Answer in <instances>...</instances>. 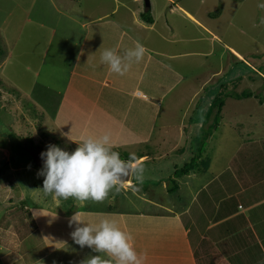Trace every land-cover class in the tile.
<instances>
[{
    "label": "rangeland",
    "instance_id": "374dc122",
    "mask_svg": "<svg viewBox=\"0 0 264 264\" xmlns=\"http://www.w3.org/2000/svg\"><path fill=\"white\" fill-rule=\"evenodd\" d=\"M149 1L160 11L157 31L167 39L157 44L165 54L162 58L180 75L178 87L164 95L157 131H163L167 125L179 124L183 135L180 139L173 138L178 127L170 126V138L162 152L171 155L165 160L158 158L163 153L161 148H155V144L128 152L136 157L148 152L159 155L153 156L156 163L143 166L142 182H137L131 175L130 181L137 185L130 190L114 188L104 201L90 200L81 205L73 198L53 200L51 195L45 196L41 190L43 177L37 175L41 168L32 163L30 156L18 153H22L25 142L30 141L40 150H46L49 145L59 146L55 142L60 138L71 146L77 145L55 131L53 126L56 109L79 50L75 43L82 38L84 23L89 22L77 10L88 9L89 12L90 7H98L97 17L107 14L108 17L99 20L106 23L112 17L114 6L127 5L135 10L139 6L134 0H0V79L8 89L0 88V166L4 162L10 164V169L0 177V264H5L2 254L6 246H15V251L21 248V254L29 262L45 255L47 259L41 264H83L91 256L90 250L84 247L74 258L71 243L55 254L46 255L47 247L55 248V244L61 242L55 236L45 245L35 236L28 242L22 239L34 226L29 223L31 209L53 207L60 213L68 209V214L101 209L111 213L116 209L154 211V207L144 205V196L167 198L162 201L167 204L169 197L162 184L157 183L166 173L182 168L191 160L190 143L187 142L208 130L211 103L224 84L238 80L236 92H251L256 96L226 101L222 122L215 134L224 142L225 154L234 151L240 137L243 143L245 140H264V104L261 105L264 103V23H261L264 10L258 8L257 0H181V4L210 31L190 22L182 13H173L174 7L162 0ZM142 5H146L145 0ZM162 135L165 134L162 132ZM176 142L179 149L187 148L182 154L173 152ZM261 145L256 150H260ZM216 149L218 142L212 140L206 150ZM105 218L110 219L104 215L102 218L91 216L84 221L99 223ZM112 221L124 229L119 220L112 218ZM130 225L131 222L126 227ZM148 229V226H142L144 231L139 230L138 223V230L131 233L137 249L140 238L136 239L134 233L144 234ZM20 240L23 244L18 246ZM151 253L149 248V258L153 256Z\"/></svg>",
    "mask_w": 264,
    "mask_h": 264
},
{
    "label": "crops",
    "instance_id": "0c3cea01",
    "mask_svg": "<svg viewBox=\"0 0 264 264\" xmlns=\"http://www.w3.org/2000/svg\"><path fill=\"white\" fill-rule=\"evenodd\" d=\"M134 1L139 6L137 10L127 5H116L111 9L110 21L106 23L99 21L108 15L98 18V7H90L89 12L88 9L77 10L89 22L84 23L82 38L75 43L79 48L76 61L53 119L55 131L67 140L80 142L83 138H98L109 133L113 149L137 152L155 144V148H161L162 152L163 145L170 138V128L178 127L173 138L180 139L183 135L179 124L167 125L163 131H157L164 95L178 87L180 75L165 63L162 58L165 54L157 45L160 41H167L157 31L159 9H154L152 3L146 9V5H142L144 0ZM162 1L174 7L173 13H182L190 22L194 21L208 30L181 4V0ZM148 10L153 17L150 24L141 19ZM170 31L174 32V29ZM137 42L145 47V56L140 62H133L123 76L112 73L108 65L101 62L105 49H113L123 56ZM215 134L209 142L217 141L218 149L207 151L211 165L205 174H190L180 179V190L175 194L168 193L167 183L175 168L161 177L157 184H162L169 197L167 204L162 202L167 198L144 196V205L154 207V211L116 209L111 213L108 209H101L68 214V209L61 213L53 207L48 210L31 209L29 218L32 220L29 223H34V226L22 239L28 242L35 236L45 245L55 236L61 242L56 243L55 248L47 247L46 255L55 254L71 243L74 247L71 253L75 258L83 249L71 238L73 229L68 226L69 218L76 213L83 220L107 215L110 220H119L124 226L123 231L130 235L138 230V223L141 231H144L142 226H148L144 234L134 233L136 239L140 238L138 249L135 245L134 248L138 254H144L142 264H264V140L259 138L243 143L240 137L234 151L225 154V144ZM195 140L187 142L190 143L189 150ZM178 142L173 152L182 154L187 148L179 149ZM260 145L261 149L256 150ZM162 153H153V156L159 155L158 158L165 160L171 155ZM150 160L147 157L140 159L141 162L146 161L145 165ZM132 187L134 183L130 181L121 188L125 191ZM130 222V227H126ZM147 241L151 242L146 245ZM19 242L18 246L23 244L22 240ZM149 248L153 255L150 258ZM89 250L91 256L101 255L103 259H109L103 253ZM21 252V248L15 251V246H6L2 254L4 263L41 264L47 259L43 255L29 262Z\"/></svg>",
    "mask_w": 264,
    "mask_h": 264
},
{
    "label": "clouds",
    "instance_id": "9594fccd",
    "mask_svg": "<svg viewBox=\"0 0 264 264\" xmlns=\"http://www.w3.org/2000/svg\"><path fill=\"white\" fill-rule=\"evenodd\" d=\"M257 6L264 10V0H257ZM261 23H264V17ZM145 51V47L137 42L123 56L113 49H105L100 59L112 73L123 76L133 62L138 63L144 58ZM76 143L78 146L71 152L49 145L40 153L42 167L37 175L43 177L41 190L45 196L51 195L53 200L73 198L82 205L90 200L104 201L112 189L123 187L130 175L142 182V162L135 154H129L127 160L121 159L113 150L109 133L98 138H83ZM68 226L73 229L70 235L76 245L109 257L105 260L100 255H93L83 264H142L144 254L137 253L132 236L116 222L105 218L99 223H87L76 213L69 218Z\"/></svg>",
    "mask_w": 264,
    "mask_h": 264
},
{
    "label": "trees",
    "instance_id": "16d2710c",
    "mask_svg": "<svg viewBox=\"0 0 264 264\" xmlns=\"http://www.w3.org/2000/svg\"><path fill=\"white\" fill-rule=\"evenodd\" d=\"M141 19L146 23H153V17L151 16V11L148 10L146 13L141 15ZM239 84V81H233L231 83L224 84L220 87L218 93L216 94L213 102L211 103V115L210 120L211 123L208 126V130L204 133H201L199 137L196 138V140L193 143V148L191 149V160L186 163L182 168H175L173 170L172 176H170L167 180L168 183V193L169 194H175L180 190V183L179 180L184 178L185 176H188L190 174H205L211 165V158L206 156L208 143L213 138L214 134L218 132L220 123L222 122V114L224 107L226 106L227 100H235V101H241L243 99H250L252 97H255L253 93L251 92H243L238 93L236 92L237 86ZM5 84L0 79V88L2 90L7 91L8 89L5 88ZM1 93V92H0ZM209 119V117H208ZM53 139L56 140L57 138L53 136ZM61 139V138H60ZM57 139L56 144L59 145L64 150H67L69 152L75 150L76 147L74 145H69L65 141ZM25 148H37L34 145L33 141H30L29 143L25 142ZM149 150V148H147ZM114 151H117L120 154L121 159L127 160L129 158V154L121 149L114 148ZM185 151V150H184ZM20 155L21 152L19 151ZM147 157L148 159H151V162L156 163L155 158H153V152H148L146 154H143L142 156L137 157L139 160ZM32 160V159H31ZM32 163L35 165L34 161L32 160ZM146 164V161L142 162V165L144 166ZM10 169V164L8 162H4L0 166V177L5 175L6 172ZM137 184L134 183V186Z\"/></svg>",
    "mask_w": 264,
    "mask_h": 264
},
{
    "label": "water",
    "instance_id": "95a60500",
    "mask_svg": "<svg viewBox=\"0 0 264 264\" xmlns=\"http://www.w3.org/2000/svg\"><path fill=\"white\" fill-rule=\"evenodd\" d=\"M145 4H146V9L150 8V1L149 0H145ZM44 151V150H39L36 153H33L32 155L34 156V163L37 167H42V160L40 158V153ZM131 179V175L129 177L126 178V181L124 183V185L128 184L130 182Z\"/></svg>",
    "mask_w": 264,
    "mask_h": 264
},
{
    "label": "flooded vegetation",
    "instance_id": "af4514ba",
    "mask_svg": "<svg viewBox=\"0 0 264 264\" xmlns=\"http://www.w3.org/2000/svg\"><path fill=\"white\" fill-rule=\"evenodd\" d=\"M40 149L38 148H23L22 149V153L21 154H24V155H27V156H30V158L34 161V156L32 155L33 153H36L37 151H39ZM24 151V153H23ZM18 155H20V153H18Z\"/></svg>",
    "mask_w": 264,
    "mask_h": 264
}]
</instances>
